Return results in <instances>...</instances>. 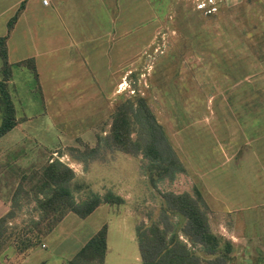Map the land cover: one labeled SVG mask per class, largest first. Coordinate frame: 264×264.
<instances>
[{"label":"rangeland","instance_id":"obj_1","mask_svg":"<svg viewBox=\"0 0 264 264\" xmlns=\"http://www.w3.org/2000/svg\"><path fill=\"white\" fill-rule=\"evenodd\" d=\"M153 4L160 11L161 19L163 17L161 25L146 11L143 3L130 11L138 13L137 19L142 22L138 25H145L141 27L147 34L161 29L151 46L139 47V54L132 55L131 70L120 81L115 94L69 97L66 70L46 72L40 89L30 69L12 67L9 93L16 119H28L0 139V173L6 184L0 197L14 207V218L8 223L13 248L26 226L38 219L40 213L32 194L25 195L30 191L26 186L19 191L17 202L12 203L20 184L14 173L4 166L12 155H16L12 162L14 167L25 171L55 160L70 167L75 172V181L85 186L74 194L77 202H83L91 194L102 197L112 193L124 199L121 206L101 205L83 221L86 229L79 236L81 219L71 214L56 230L57 235L62 229L58 238L54 236L52 242H46L48 248L68 243L69 256L100 226L107 225L110 229L109 264H135V257L140 258L139 246L128 241V231L124 228L150 227L161 220L159 193H188L196 198L195 188L202 191L201 187L207 184L234 201L233 207L240 209L243 218L240 225L248 222L252 230L250 221L259 216L254 204L263 205L264 201V176L260 171L264 163V120L245 122L240 128H229L230 123L225 122L231 119L235 122L239 118L235 116L240 114L239 106L257 100L251 90L263 85L264 56L259 52L262 48L252 40L257 39L259 33L243 32L246 27L241 25L243 18L232 16L233 8L227 10L226 0H158ZM148 18L155 19L154 24L149 23ZM247 22L250 25L258 23L252 19ZM231 25L239 31L231 32ZM227 29L229 32L225 31ZM131 36L134 38L127 43L131 51H135L139 40L134 32ZM251 72L259 73V77L225 92L228 84L242 82L241 77L253 75ZM55 90L57 95H53ZM248 90L250 97L245 101L243 95L248 94ZM138 99L145 100L183 169L173 170L172 180L169 177L159 181L156 184L158 193L149 188L141 156L132 158L102 142L91 160L80 162L76 159L79 154L88 152L89 148L84 145H96L94 133L102 141L108 137L114 112L122 102L136 103ZM137 131L135 121L133 140L138 137ZM229 131L235 135L236 157L224 164L217 156L215 144L224 140ZM246 140L250 142L248 146L244 143ZM243 145L246 147L242 148ZM199 170L207 172L206 179L199 175ZM251 193H256L262 201L252 200Z\"/></svg>","mask_w":264,"mask_h":264},{"label":"crops","instance_id":"obj_2","mask_svg":"<svg viewBox=\"0 0 264 264\" xmlns=\"http://www.w3.org/2000/svg\"><path fill=\"white\" fill-rule=\"evenodd\" d=\"M49 1V5L44 6L42 0H0V39L5 38L7 59L10 64L14 66L28 60L33 61L40 89L42 88L40 85L42 76L46 72L55 70V73H58L66 70L68 77L65 78L69 80V97L77 95L103 97L107 94H115L120 81L128 74L129 69L131 70L132 55L135 57L136 54H139L137 52L139 47L143 49L151 46L161 28H156L150 34L144 32L145 29L141 26L145 25H138L142 22L138 21L136 11L130 12L134 11L132 8L143 3L146 11L150 12L160 25L163 22L160 11L153 6V1L158 0H140L141 2L139 0L137 2L136 0ZM226 8L227 10L233 8L232 16L238 15L243 18L241 25L246 26L243 32L249 30V32L257 31L259 33L256 35L257 39L253 38L252 40L258 48H262L259 52H261V56H264V0H226ZM235 8L239 9L235 10ZM14 18L15 22L8 30V25ZM251 19L257 20V25H250L247 22ZM147 21L154 24L155 19L148 18ZM133 24L136 27L131 26ZM134 28L135 30H133ZM230 30L231 32L235 31L236 27L231 25ZM225 31L229 32V29ZM132 32L139 40L135 51H131L130 43H127L134 38L131 36ZM251 73L253 75L246 74L241 77L242 82L237 80L228 84L225 92L228 93L230 87L233 89L241 84L244 86L243 82L251 78L255 79L259 75V73ZM228 74L227 80L230 79ZM88 89L89 92L86 93ZM56 92L58 91L55 90L53 95H57ZM65 92H68V88ZM249 92L248 90V94L243 95L245 101L249 100ZM251 94H255L257 100L252 103L247 101L239 106L240 114L235 115L239 118L235 122L231 121L233 119L225 122L226 124L230 123L229 128L232 126L240 128L244 126L245 122L264 120V81L262 86L252 89ZM21 120H18L13 129L24 121H28V119ZM232 133L228 134L224 140L216 141L215 144L217 156L223 159L224 164L231 162L236 157L234 147L236 139ZM244 143L247 146L250 144L248 140ZM245 147L242 146V148ZM260 171L264 176V163ZM199 175L205 176L206 179L207 172L199 170ZM149 188L151 189V187ZM201 190L195 188V196L200 197L199 204L207 212L211 233L221 237L231 246L227 264H264V201L263 205L254 204V207L257 206L256 213L259 216L250 221L253 226L252 230H249L248 222L240 225L243 218L240 215V209L233 207L235 205L233 200L227 198L224 193H219L220 190L210 187L209 184L201 187ZM250 195L252 200L262 201L256 193ZM9 211V204L0 198V219ZM70 216L71 214H67L34 249L17 254L12 246L6 248L0 254V264H64L71 260L102 226L93 232V236L88 238L80 248H77L72 256H69L68 243L59 245L57 248H48L46 242H52L54 236L58 238L57 235L62 232V229H59L57 235L56 230L61 228ZM87 218H79L82 221L80 220L81 223L77 230L78 236L85 231L83 221ZM182 221L179 217L169 218V223L172 225H177ZM136 229L137 227L132 228V226L129 230L124 228L125 231H128V241L134 242V244L137 243ZM109 234L108 227L105 264H109ZM178 235L180 240L186 243L187 247L199 258L208 261L213 258L204 256L200 245L190 247L187 238L183 237L181 232ZM134 261L135 264H141L139 257H135Z\"/></svg>","mask_w":264,"mask_h":264},{"label":"trees","instance_id":"obj_3","mask_svg":"<svg viewBox=\"0 0 264 264\" xmlns=\"http://www.w3.org/2000/svg\"><path fill=\"white\" fill-rule=\"evenodd\" d=\"M14 22L15 18L9 23L8 30L12 28ZM0 56L2 63L0 67L1 139L18 122L9 93L13 65L7 59L5 38L0 39ZM16 66L30 69L35 80L38 81L33 61L28 60ZM25 119L27 118H22V120ZM135 121L137 122L138 137L133 140L131 135ZM109 129V135L104 138V141L98 137V134H95L96 145L94 147L84 145L89 148L88 152L79 154L76 159L83 162L85 159L92 158L98 153L102 142L132 158L141 156L142 169L146 174L148 184L151 190L156 192V184L159 181L169 177L171 180L173 179V174L170 175L173 170L174 172L176 170L183 171L182 167H179L175 152L162 127L150 114L145 100L138 99L136 103L122 102L114 112ZM15 160L16 155H12L4 163V166L14 173L18 181L20 180L19 189L12 203L17 202L19 191L23 186H26L30 191L25 195L28 197L29 194H32L36 210L40 213L38 219L30 221L29 226H26V231L19 239L18 244L13 245L17 254L37 247L67 214H75L79 218L85 219L101 205L121 206L124 204L121 197L112 193H107L102 197L98 194H91L83 202H77L74 194L81 192L85 186L77 183L75 172L60 161L47 162L41 167H32L25 171L18 166L14 167L12 162ZM2 175L3 173H0V191L6 188ZM159 197L162 203L161 215L163 218L152 223L150 227L137 228L141 264H227L231 246L221 237L211 233L206 213L199 204V196L193 198L188 193L176 195L168 192L159 193ZM13 209L14 207H10L9 213L0 219V254L13 242L11 240L13 235L8 230V223L14 218ZM170 215L179 217L184 222L172 225L169 223ZM180 232L183 237L187 238L190 247L200 245L203 255L213 258L208 261L195 255L187 247V244L180 240L178 235ZM107 233L108 226L103 225L82 249L64 264H105Z\"/></svg>","mask_w":264,"mask_h":264},{"label":"built area","instance_id":"obj_4","mask_svg":"<svg viewBox=\"0 0 264 264\" xmlns=\"http://www.w3.org/2000/svg\"><path fill=\"white\" fill-rule=\"evenodd\" d=\"M49 0H42V5L48 6L49 5Z\"/></svg>","mask_w":264,"mask_h":264}]
</instances>
